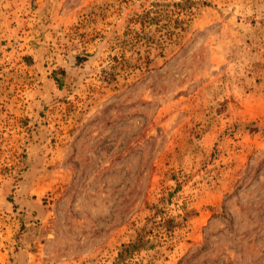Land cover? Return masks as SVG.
<instances>
[{"label": "rangeland", "instance_id": "1", "mask_svg": "<svg viewBox=\"0 0 264 264\" xmlns=\"http://www.w3.org/2000/svg\"><path fill=\"white\" fill-rule=\"evenodd\" d=\"M0 264H264V0H0Z\"/></svg>", "mask_w": 264, "mask_h": 264}, {"label": "trees", "instance_id": "2", "mask_svg": "<svg viewBox=\"0 0 264 264\" xmlns=\"http://www.w3.org/2000/svg\"><path fill=\"white\" fill-rule=\"evenodd\" d=\"M142 243L143 242L141 238L138 237V239H136L135 241L123 245L119 256L121 257L123 252L129 253L134 248H138L140 245H142Z\"/></svg>", "mask_w": 264, "mask_h": 264}]
</instances>
